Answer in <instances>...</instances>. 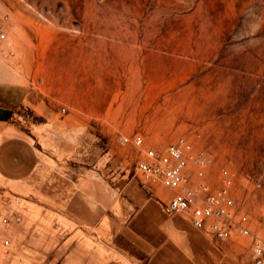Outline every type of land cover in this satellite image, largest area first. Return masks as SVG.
I'll return each mask as SVG.
<instances>
[{"label": "rangeland", "instance_id": "rangeland-1", "mask_svg": "<svg viewBox=\"0 0 264 264\" xmlns=\"http://www.w3.org/2000/svg\"><path fill=\"white\" fill-rule=\"evenodd\" d=\"M1 30L7 41L0 73L42 83L41 73L51 72L47 80L58 88L65 56L83 57L78 64L113 90L109 95L121 105L116 110L121 119L141 115L142 122L134 131L110 135L94 124L91 137L79 142L62 171L40 163L58 198L28 181L34 190L0 176V211L22 215L21 222L0 221V264H77L76 250L84 248L77 244L83 238L74 234L81 226L69 222L58 228L45 212L56 204L67 206L59 190L74 181L65 173H93L103 180L116 205L114 213L109 210L116 258L123 263L127 252L139 254L127 233L137 235L134 223L144 221L143 198L167 186L146 181L135 162L147 148L164 149L180 137L207 151L206 175L214 188L221 185L223 169L229 170L236 212L246 214L252 231L264 238V0H0ZM25 114L30 123L22 128L37 131L43 118ZM130 125L126 119L124 126ZM135 130L144 136L143 145L120 141ZM171 196L161 201L165 217L189 222L190 211H168ZM101 234L107 238L106 229ZM67 235L73 241L67 247L44 243ZM91 239L84 236L86 248L91 249ZM232 239L229 252L239 247L235 264H251V237ZM228 264H234L230 257Z\"/></svg>", "mask_w": 264, "mask_h": 264}, {"label": "crops", "instance_id": "crops-1", "mask_svg": "<svg viewBox=\"0 0 264 264\" xmlns=\"http://www.w3.org/2000/svg\"><path fill=\"white\" fill-rule=\"evenodd\" d=\"M90 58L93 61L99 57ZM81 60L83 57L77 55L65 56L67 67L58 73V88H52L47 80V76H52L51 72L38 75L43 79L42 83L31 82L24 75L0 73L1 177L29 186L27 181L40 163L62 171L61 167L69 164L79 142L91 137L94 132L91 128H96L95 125L99 132L110 135L119 130L134 131L137 123L141 124V115L130 114L126 119L132 125L124 126L126 119L122 120L116 112L121 105L116 107L109 95L113 90L108 89L104 81L101 83L98 77L93 78L91 70L85 71L82 63L78 64ZM25 112H28L27 118L30 114L43 118L35 125L38 132L35 129L26 132L22 128L25 122L30 123L29 118L25 119ZM65 174L73 178L76 191L67 206L56 204L48 210L45 207V212L52 216L58 228L69 222L81 226V232L74 234V237L83 238L81 243H77L84 248L76 250L77 264H228L229 257L235 264L239 247L229 252L228 246L234 243L232 238H214L197 228L192 220L180 222L177 217H165L161 201L173 194L174 190L170 187L158 188L155 196L143 198L139 213L144 221H139V226L135 221L137 235L127 233L137 245L136 252L141 255L126 251L128 258L120 263L115 253L114 226L110 225L109 210L114 213L116 208L115 201H112L113 191L107 189L103 180L93 173L75 177ZM29 187L33 189L31 185ZM104 229L107 230V238L101 234ZM87 230H92L91 234H86ZM85 235L92 238L91 249L86 248ZM61 237L56 241L45 238L44 243L63 247L72 244L68 235ZM100 242L102 247H99ZM144 254L147 256L144 257ZM58 258L61 259L62 254Z\"/></svg>", "mask_w": 264, "mask_h": 264}, {"label": "built area", "instance_id": "built-area-1", "mask_svg": "<svg viewBox=\"0 0 264 264\" xmlns=\"http://www.w3.org/2000/svg\"><path fill=\"white\" fill-rule=\"evenodd\" d=\"M8 17L4 15L5 19ZM6 41L7 33L1 30L0 51ZM9 52L15 54L13 49ZM120 141L141 146L145 138L136 132L121 135ZM209 163L210 157L204 148L196 150L188 138L180 137L164 149L147 148L146 154L136 160L135 169L146 181L176 190L167 204L170 213L190 211L197 228L206 229L219 239H231L237 234L251 237V264H264V238L252 231L246 214L238 215L235 210L232 174L224 168L221 185L214 188L206 175ZM0 221L21 222L22 215L0 211Z\"/></svg>", "mask_w": 264, "mask_h": 264}, {"label": "trees", "instance_id": "trees-1", "mask_svg": "<svg viewBox=\"0 0 264 264\" xmlns=\"http://www.w3.org/2000/svg\"><path fill=\"white\" fill-rule=\"evenodd\" d=\"M41 166H39L33 171L32 175L29 177L28 182L34 186L35 188L39 189L40 191L44 192L45 194L49 195L50 197L58 198L55 195V192L51 189L52 186V180L49 178V175L47 173L41 172ZM67 182V179H66ZM69 185L68 189L62 191L65 187L60 188L59 192L63 194V197H61V203L67 204L73 195V193L76 191V186L74 183H67ZM65 185V184H64ZM66 186V185H65Z\"/></svg>", "mask_w": 264, "mask_h": 264}]
</instances>
